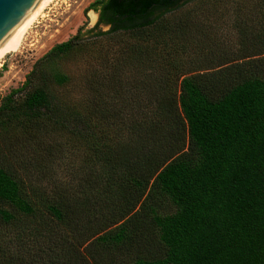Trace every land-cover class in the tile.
Wrapping results in <instances>:
<instances>
[{
	"label": "trees",
	"instance_id": "1",
	"mask_svg": "<svg viewBox=\"0 0 264 264\" xmlns=\"http://www.w3.org/2000/svg\"><path fill=\"white\" fill-rule=\"evenodd\" d=\"M197 1L94 0L85 13L97 14L95 25L84 31V24L55 45L20 87L0 97V255L6 250L2 229L32 220L49 232L62 228L77 236L82 229L72 247L85 246L95 263L97 249L133 248L128 264H264V0L233 12L220 5L219 11L187 13ZM225 14L260 29L248 36L243 30L239 55L206 69L169 60L134 66L144 77L149 109L142 116L133 111L124 126L112 125L120 117L113 106L126 87L116 74L140 62H108L104 79L86 80L84 96H60L59 90L76 87L73 76L47 72L54 59L116 36L131 37L147 53L162 48L169 59L185 35L212 31ZM255 15L259 19L251 20ZM129 86L132 106L140 107L139 83ZM49 123L88 141L91 154L87 173L73 169L65 181L39 188L5 164L16 155L4 150L5 138L26 133L43 163L51 150L38 129ZM159 201L173 212H160ZM143 223L147 232L137 228ZM152 242L162 247L158 257H146L147 246L134 249Z\"/></svg>",
	"mask_w": 264,
	"mask_h": 264
},
{
	"label": "rangeland",
	"instance_id": "2",
	"mask_svg": "<svg viewBox=\"0 0 264 264\" xmlns=\"http://www.w3.org/2000/svg\"><path fill=\"white\" fill-rule=\"evenodd\" d=\"M94 0H57L45 11L46 17L40 19L38 24H35L27 36L22 49L14 52L2 61L0 64V97L5 96L11 89L20 87L27 75L33 69L34 64L43 58L55 45L67 41L72 37L77 29L86 24L85 30L92 28L96 20L91 16V11L85 13L86 8ZM255 0H198L195 4L187 7V13L193 11H219L220 5L232 12L236 10L242 3L254 5ZM256 3V2H255ZM237 6V7H236ZM225 14L222 19L215 23L212 31H207L202 36L192 37L185 35L176 43L175 49L170 51L172 54L167 59L163 53V49L159 48L155 53H147L143 48L134 45V40L129 36H116L98 40L96 44H83L78 50L65 56L54 59L52 64L48 65L47 72L62 71L73 76L76 87H68L64 90H59L60 96H84L87 92L86 80L104 79L110 69L108 62H140L139 64H126L116 74L118 81L125 84L123 94L119 95L117 105L113 106L117 114L120 115L116 122L112 125L122 126L127 124L130 115L133 111H139L142 116L148 109L144 94V77L142 74H135L134 66L143 65L142 62H186L188 68H208L213 62H222L230 60L239 55L241 48L240 37L245 32L253 29L258 31L259 26L251 27L248 23V18H234V16ZM177 19L181 17L178 14ZM259 19L255 15L251 20ZM72 24V25H71ZM106 31L107 28H102ZM242 30V31H241ZM35 37V38H34ZM178 46V47H177ZM134 47L137 49L136 58L132 54ZM151 56V57H150ZM165 56V57H163ZM164 60V61H163ZM107 76V75H106ZM81 79L82 81L78 82ZM130 80L139 83L141 99L140 107H133L130 101V95H133V89L129 86ZM82 82L84 85L82 86ZM81 84V88L79 87ZM121 88V87H119ZM127 90H130L129 92ZM76 91V92H75ZM161 98L164 100L166 94L161 90ZM124 96L128 102H125ZM124 104H120L123 102ZM129 103V104H127ZM145 103V104H144ZM166 108L167 103L162 102ZM124 121V122H123ZM40 138H44L49 146L51 153L46 156L44 162L33 155L32 149L29 148V136L22 131L9 132L5 138L6 145L4 150L9 149L15 151L14 160H5V164L13 170H16L23 180L39 188H49V183L53 180L65 181L69 177V173L73 169H79L83 172H88L86 169L87 161L91 152L88 150V141L79 137L74 139L68 131L59 128L53 123L45 124L44 128L38 129ZM4 137V136H3ZM5 153V152H4ZM6 156L8 154L5 153ZM41 158V157H40ZM39 159V160H38ZM71 161H74V163ZM3 164V162H2ZM95 174L101 172L100 163L94 167ZM85 173V174H86ZM160 202V212L172 213L173 208L164 201ZM139 207L137 208V210ZM139 222H142L139 220ZM141 226V227H138ZM38 228L40 233L34 232V228ZM141 232H147V227L143 224L137 225ZM32 230L31 233L26 231ZM76 235L82 233V229L76 230ZM3 246L6 250L0 255L1 264H128L133 259V248L131 252L111 250V252L102 253L100 250H95L96 263L88 257L85 246L77 251L73 248L78 237L73 236L70 230L55 229L48 231V227H39V224L32 220L21 221L15 226L5 227L2 229ZM31 235V236H29ZM73 246V247H72ZM147 246L148 258L158 257L163 252L162 247L156 243L140 244L134 249L144 251ZM145 254V253H144Z\"/></svg>",
	"mask_w": 264,
	"mask_h": 264
},
{
	"label": "water",
	"instance_id": "3",
	"mask_svg": "<svg viewBox=\"0 0 264 264\" xmlns=\"http://www.w3.org/2000/svg\"><path fill=\"white\" fill-rule=\"evenodd\" d=\"M44 0H0V51ZM97 21V14L91 11Z\"/></svg>",
	"mask_w": 264,
	"mask_h": 264
},
{
	"label": "bare ground",
	"instance_id": "4",
	"mask_svg": "<svg viewBox=\"0 0 264 264\" xmlns=\"http://www.w3.org/2000/svg\"><path fill=\"white\" fill-rule=\"evenodd\" d=\"M55 1L57 0H44L31 14V16L13 33L6 46L0 51V64L6 58V56L17 52L19 49H22L27 36L30 34L31 29L34 28L35 24L40 23V19L46 17L45 11Z\"/></svg>",
	"mask_w": 264,
	"mask_h": 264
}]
</instances>
